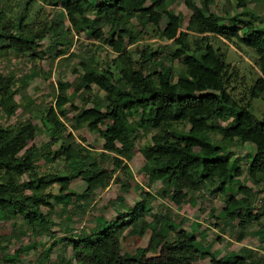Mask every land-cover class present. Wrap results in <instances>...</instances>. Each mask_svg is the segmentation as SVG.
Here are the masks:
<instances>
[{
  "label": "trees",
  "instance_id": "obj_1",
  "mask_svg": "<svg viewBox=\"0 0 264 264\" xmlns=\"http://www.w3.org/2000/svg\"><path fill=\"white\" fill-rule=\"evenodd\" d=\"M43 1L58 8L59 12L54 22L39 34L26 30L23 23L25 13L11 20L0 8V53L12 51L36 57L38 42L48 32L55 37L60 36L61 25L66 20L69 28L64 33L70 30L83 32L101 40L118 55L110 60L111 68L103 69L89 63L74 83L57 81L53 105L42 114L41 121L48 140L40 149L28 147L37 134L34 125L0 126V221L20 218L27 227L36 230L37 235L41 231L53 240L49 228L54 225L49 219L53 205H63L61 212L70 200L84 202L85 207H89L93 194L109 185L115 171L130 178L123 161L130 158L138 133L152 130L155 132L150 136L149 144L140 149L143 159L141 171L160 180L161 189L157 194L167 197L173 205L184 203L189 192H198L211 181L216 183L214 191L224 193L239 176L236 161L229 159L230 154L219 143L213 142L211 135L225 144L237 142L252 147L246 174L264 191V118L255 117L250 107V101L264 93V30L247 27L239 37L237 27L224 24L208 11L213 0H200L199 6H195L192 0H184L190 16L182 31L181 16L162 6L166 0ZM234 1L236 7L244 6L243 0ZM133 19L142 25L154 26L160 39L170 41L173 50L168 54L166 66L157 62V48L144 47L136 60L132 59L130 52H121L124 39L131 40L134 36L131 29ZM161 22L163 27H160ZM103 26L107 28L104 33L101 31ZM208 34L227 41L237 39L253 52L258 74L248 89L245 103L235 102L225 91L227 65L224 56L207 44ZM63 54L64 51H58L55 56ZM173 61H177L179 69H173ZM10 86H14L13 79L0 78V106L15 94L14 90L8 89ZM93 86L101 96L89 98ZM70 87L72 91L67 95ZM74 99L79 100L80 107L76 108L79 113L72 117L70 128L76 130L84 126L87 131L98 133L102 144L97 156L100 160L110 161V171L98 165L84 148H73V138L61 120L66 119L63 106ZM227 119L229 121L223 127L213 125L217 120ZM180 124H185L187 129H176ZM40 159L47 163L60 160L63 168L57 174L36 176L35 164ZM24 175L27 179L22 181ZM77 177L85 185L79 194L67 187L70 180ZM54 183L57 185L56 194L45 193V189H50ZM119 188L126 192L128 186L123 182ZM235 192L244 197L235 199ZM145 196L149 194L145 193ZM117 201L120 204L123 200L117 198ZM253 210V194L246 187L239 186L228 194L219 217L236 222L241 230L236 236L237 242L243 239L242 231L249 224L256 223L253 235L262 245L264 199L255 213ZM143 212V201L139 200L124 213H118L114 220H98L96 224L104 226L97 228L95 225L89 234L80 229L77 239L68 240L71 262L195 264L201 257L210 255L212 264H244L243 258L233 253L223 261L215 260L207 249L206 252L199 250L200 243L186 230L175 232L171 240H166L157 230L158 219L144 223L140 219ZM66 221V229L70 230L72 221L69 218ZM167 226L174 230L173 226ZM126 229L127 234L136 237L148 229L145 247L122 254L119 240ZM4 250L1 242L0 253ZM49 250L44 248V255Z\"/></svg>",
  "mask_w": 264,
  "mask_h": 264
},
{
  "label": "rangeland",
  "instance_id": "obj_2",
  "mask_svg": "<svg viewBox=\"0 0 264 264\" xmlns=\"http://www.w3.org/2000/svg\"><path fill=\"white\" fill-rule=\"evenodd\" d=\"M183 1L166 0L162 5L166 10L181 16V31L186 27L190 16V11L185 7ZM192 2L195 6L200 4V0H192ZM243 2L244 6L239 8L236 7L234 0H213L208 11L216 15L224 24L237 27L239 37L247 27L264 30V0H243ZM0 8L7 13L11 20L16 15L25 13L23 23L26 25V30L31 31L32 34H39L44 28L49 27L59 12L58 8L47 5L43 0H0ZM61 26L62 34L60 36L55 37L51 32H48L38 42L39 46L35 51L36 57L19 55L12 51L0 53V78L13 79L14 86H10L8 89L15 91L11 100L0 106V126L22 127L27 123L34 125L37 134L28 147L33 146L40 149L48 140L41 120L43 111L53 105V100L57 95L55 91L57 81L74 83L78 76L86 71V65L89 63L103 69L111 68L110 60L118 55L101 40L93 39L83 32L77 33L70 30L69 33H64V30L69 28L66 20ZM160 27H163V22ZM131 29L134 36L131 40L124 39L121 52H130L132 59L136 60L139 51L144 47L157 48V62L166 66L168 54L173 50L170 41L160 39L156 35L154 26L142 25L134 19L131 20ZM106 30L105 26L101 28L102 33ZM188 39L191 40L189 37ZM206 42L224 56V62L227 65L225 91L235 102L245 103L248 99V89L258 74L253 63L255 58L253 52L237 39L227 41L208 34ZM58 51H64V54L56 57L55 53ZM172 67L174 70L179 69L177 61H173ZM71 91L72 87L68 88L66 94L69 95ZM93 95L101 96L94 86L91 87L89 98ZM79 105V100L74 99L62 108L66 119L61 121L73 138V148H84L98 165L105 171H110L112 169L110 161L108 159L100 160L97 156L101 152L102 144L98 133L89 132L84 126L76 130L70 128L72 117L79 113L76 110L80 107ZM250 107L255 117L263 119L264 93L257 99L251 100ZM7 110H11V112ZM227 121L229 119L226 121L217 120L213 125L223 127ZM176 129L186 130L187 126L180 124ZM154 132L153 130L148 133L139 132L130 158L123 161L128 168L130 178L115 171L109 185L104 190H97L93 194L89 207H85L84 202L70 200L64 207V212H61L63 205H53L52 213L49 216L50 221L54 224L49 226L53 233V240L41 231L37 235L38 232L27 227L20 218L13 221L1 220L0 239L2 241L0 243L2 242V245L5 246V250L0 253V264H66V262L73 264L69 239H77L80 229L85 234H89L95 225L97 228H101L104 225L96 224L98 220L102 219L106 222L114 220L118 213H124L139 200L143 201L144 208L140 219L144 223L158 219L157 230L164 235L166 240H171L175 232L186 230L200 243L199 250L206 252L207 249L208 253L214 255L217 261H223L227 255L233 253L237 257H242L244 264H264V244L259 245L258 238L253 235L257 224H249L242 231L243 239L237 242L236 236L241 230L237 227L236 222L223 220L219 217L220 211L225 207L228 194L239 186L246 187L253 194L254 210L252 213H255L264 199V191H261L258 185H254L246 174V165L252 155V147L246 143L225 144L219 141L217 136L211 135L210 139L219 143L223 150L230 154L229 159L236 161L239 176L234 178L232 185L224 193L214 191L216 183L211 181L205 184L200 191L189 192L185 202L175 206L167 197L163 198L157 194L161 189L160 180L153 176L149 177L141 171L143 159L140 149L149 144L150 136ZM35 166L36 176L42 177L47 174L59 173L63 168V163L60 160L47 163L40 159ZM26 179L25 175L21 178L22 181ZM123 182L128 186L126 192L119 188ZM56 187L57 185L54 183L50 189H45L44 192L54 195ZM67 187L75 194H79L85 189L84 183L78 177L70 180ZM145 193H148L149 196H145ZM233 194L235 199L244 197L238 192ZM117 198H122V203L118 204ZM82 211H85L84 214H81ZM66 218L72 221L70 230L66 229L68 227ZM167 225L173 226L174 230L169 229ZM127 233L128 229L122 233L119 240L122 254H130L136 248L145 247L147 244L148 229L140 237L130 236ZM46 247L50 250L47 255H44L43 250ZM195 264H212L210 255L201 257Z\"/></svg>",
  "mask_w": 264,
  "mask_h": 264
}]
</instances>
